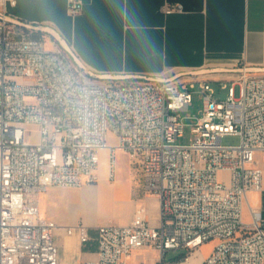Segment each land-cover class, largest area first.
Instances as JSON below:
<instances>
[{
  "label": "built area",
  "instance_id": "built-area-1",
  "mask_svg": "<svg viewBox=\"0 0 264 264\" xmlns=\"http://www.w3.org/2000/svg\"><path fill=\"white\" fill-rule=\"evenodd\" d=\"M16 4L0 0V264H62L58 224L41 214L40 197L50 187L97 183L102 150L114 179L117 149L140 165L145 192L159 197V223L140 206L126 225L68 228L82 244H96V258L81 264H129L134 250L150 246L160 251L154 264H180L211 239L201 264H264V74L245 66L170 68L161 76L99 72L57 30L59 37L12 13ZM83 8L67 0L70 17ZM210 81L223 84L224 98ZM197 82L203 106L191 124L194 141L176 143ZM227 135L239 144H223ZM169 251L179 252L176 261L165 260Z\"/></svg>",
  "mask_w": 264,
  "mask_h": 264
},
{
  "label": "crops",
  "instance_id": "crops-1",
  "mask_svg": "<svg viewBox=\"0 0 264 264\" xmlns=\"http://www.w3.org/2000/svg\"><path fill=\"white\" fill-rule=\"evenodd\" d=\"M81 1L75 18L67 14V0H17L11 12L57 30L99 72L161 76L170 68L245 66L264 74V0ZM167 5L178 10L167 14ZM134 165L135 174L128 168L123 177L122 169L115 179L114 161V179L108 163V174L104 167L97 183L50 187L41 195V214L58 224L53 239L62 264L96 258V244H82L77 232H67L70 227L83 223L94 233L102 225H126L140 206L151 223H159V197L143 190L142 169Z\"/></svg>",
  "mask_w": 264,
  "mask_h": 264
},
{
  "label": "rangeland",
  "instance_id": "rangeland-1",
  "mask_svg": "<svg viewBox=\"0 0 264 264\" xmlns=\"http://www.w3.org/2000/svg\"><path fill=\"white\" fill-rule=\"evenodd\" d=\"M42 35V34H38L37 36ZM66 39V38H65ZM49 42H48V46H49ZM175 71H184L186 69H180V68H175ZM208 77L210 78H227L230 75L228 74H220V73H212L209 72ZM120 76H126L128 74L125 73H120L117 74ZM210 87L211 89H214V91L216 92V94L218 95V97L220 98H224L226 96V92L227 89L223 88V84L220 85L219 82L216 81H210ZM201 92H202V88L200 85V82L196 83V87L193 89V93H192V105L189 107V109L187 111L183 112V116L186 117L185 118V127H184V136L181 138H178L176 140V143H180V144H191L194 141V135H192L191 133V124L196 120V118L199 115V111L201 110L202 106H203V100L201 98ZM239 92H240V86H236L235 87V93L236 96H239ZM191 116L190 118L188 116ZM110 141H112L110 139ZM116 140H113L112 143L115 144ZM223 144L225 145H238L240 142V138L238 136H234V135H227L223 138L222 140ZM110 161V157H109V153L107 150H102L101 152V162H100V168L99 171L101 172L102 169L105 167L107 170V174H108V163ZM114 161L116 164V177L115 179H117V176H119V174L121 173L120 170H124L125 172L123 173V177H127V170L128 168H131L133 170V173L135 174L136 170H138L136 168V166L134 165L133 161L129 158V156L124 153L122 150L117 149L115 152V156H114ZM222 179L228 180L229 178V174L226 172H222L221 174ZM264 185V184H263ZM128 186H131V183H128ZM133 187V185H132ZM135 187H136V183H135ZM134 189V187H133ZM135 190L137 191V188H135ZM144 190V189H143ZM261 198H262V206L264 208V191H262L261 193ZM135 199L138 197V195L135 193L134 194ZM254 201H256V198L253 199ZM245 222L248 223L251 221L250 218V214H249V210H248V206L247 204L245 205ZM216 243L215 239H211L208 240L207 242L203 243L201 246H199L197 249L194 250V252L192 253V255L190 256V260L189 262H184V263H180V264H201L202 261L211 253L214 245ZM179 255V252H175V251H169L165 254V260L167 262H174L176 261L178 258L177 256ZM160 257V251L152 246L150 247H144L143 249H138V250H134L132 252V254L130 255V257L128 258V262L129 264H154L158 258Z\"/></svg>",
  "mask_w": 264,
  "mask_h": 264
},
{
  "label": "water",
  "instance_id": "water-1",
  "mask_svg": "<svg viewBox=\"0 0 264 264\" xmlns=\"http://www.w3.org/2000/svg\"><path fill=\"white\" fill-rule=\"evenodd\" d=\"M43 28L44 29H46V30H48V31H50V32H52L53 34H55L57 37H59V35L52 29V28H50L49 26H43ZM62 41L64 42V43H66L65 42V40H63L62 39ZM211 70H218V69H205V71H211ZM219 70H221V69H219Z\"/></svg>",
  "mask_w": 264,
  "mask_h": 264
},
{
  "label": "bare ground",
  "instance_id": "bare-ground-1",
  "mask_svg": "<svg viewBox=\"0 0 264 264\" xmlns=\"http://www.w3.org/2000/svg\"><path fill=\"white\" fill-rule=\"evenodd\" d=\"M190 260V259H189Z\"/></svg>",
  "mask_w": 264,
  "mask_h": 264
}]
</instances>
